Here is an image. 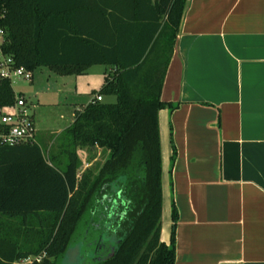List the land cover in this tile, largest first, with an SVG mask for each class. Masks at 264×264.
Segmentation results:
<instances>
[{"label":"trees","instance_id":"16d2710c","mask_svg":"<svg viewBox=\"0 0 264 264\" xmlns=\"http://www.w3.org/2000/svg\"><path fill=\"white\" fill-rule=\"evenodd\" d=\"M185 5L0 0L1 48L16 66L75 76L108 68L89 103L74 112L59 155L47 159L36 143L0 146V264L43 253L32 264H64L75 242L94 251L92 264H174V206L169 242L160 239L158 113L176 107L161 90ZM14 101L11 82L0 79V106ZM85 148L108 155L78 177L77 152Z\"/></svg>","mask_w":264,"mask_h":264},{"label":"crops","instance_id":"0c3cea01","mask_svg":"<svg viewBox=\"0 0 264 264\" xmlns=\"http://www.w3.org/2000/svg\"><path fill=\"white\" fill-rule=\"evenodd\" d=\"M161 99L176 104L158 113L174 264H264V0H186Z\"/></svg>","mask_w":264,"mask_h":264},{"label":"rangeland","instance_id":"374dc122","mask_svg":"<svg viewBox=\"0 0 264 264\" xmlns=\"http://www.w3.org/2000/svg\"><path fill=\"white\" fill-rule=\"evenodd\" d=\"M98 72L93 70L79 76L60 75L50 68L37 67L32 72V81L22 78L11 80L15 95H22L26 99L27 111L34 121L35 143L41 147L47 159L52 154L59 155L64 130L71 123L75 109L88 104L92 92L99 90L103 76ZM104 100L113 101L114 98L106 97ZM77 154L80 177L83 172L94 173L108 152L101 148L93 151L85 148L78 150ZM93 254V250H87L75 242L68 249L64 264H92Z\"/></svg>","mask_w":264,"mask_h":264},{"label":"built area","instance_id":"2783aa9c","mask_svg":"<svg viewBox=\"0 0 264 264\" xmlns=\"http://www.w3.org/2000/svg\"><path fill=\"white\" fill-rule=\"evenodd\" d=\"M2 30L0 29V36ZM0 39V79L11 80L22 78L32 81V72L15 65L14 59L5 54L1 48ZM95 99L101 101L99 95ZM35 143V126L32 116L26 108V99L22 95H15L14 104L8 107L0 106V146L14 147L18 145ZM45 253L39 256H29L20 259L16 264H32L40 262Z\"/></svg>","mask_w":264,"mask_h":264}]
</instances>
